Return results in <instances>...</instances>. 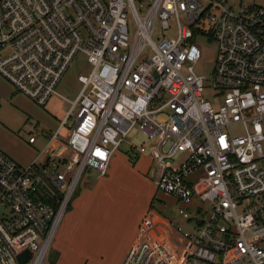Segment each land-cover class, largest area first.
<instances>
[{
    "label": "built area",
    "instance_id": "1",
    "mask_svg": "<svg viewBox=\"0 0 264 264\" xmlns=\"http://www.w3.org/2000/svg\"><path fill=\"white\" fill-rule=\"evenodd\" d=\"M77 54L91 71L63 122L68 158L23 168L0 151V264H44L84 171L103 176L123 146L183 222L150 208L122 264H264V0H0L17 92L45 106Z\"/></svg>",
    "mask_w": 264,
    "mask_h": 264
},
{
    "label": "crops",
    "instance_id": "2",
    "mask_svg": "<svg viewBox=\"0 0 264 264\" xmlns=\"http://www.w3.org/2000/svg\"><path fill=\"white\" fill-rule=\"evenodd\" d=\"M20 94L0 76V110L2 106H7L20 112L22 118L18 126H12L10 121L8 122L0 113V132L28 135L25 141L28 153L17 152L4 142L1 136L0 151L23 168L33 163L43 167L48 157L50 161L68 158L70 153L65 141L71 128L68 130L65 128L68 121L73 120L68 119L64 124L63 122L69 109L55 114L59 124L53 135H50L42 130L39 131L38 122H35L31 113L22 104L24 95ZM55 98L64 99L60 95L53 96L50 100ZM16 134L15 137H17ZM32 136H34V142L29 143ZM38 136L41 138L37 140ZM62 136H66L65 140L61 139ZM123 148L113 153L103 176L94 171V175H97L94 185L88 183L89 181L80 186L77 184L44 264L123 263L126 253L136 241L140 222L148 211L147 209L144 212V207L147 206L151 195L147 196L145 205L138 211L136 219L133 215H129L127 207L119 201L118 197L125 192L124 186L127 180L135 177L147 181V177H151L152 182L154 166L148 157L134 155L127 151V147L123 146ZM90 174L89 172L88 175ZM131 192L134 193V190L132 189Z\"/></svg>",
    "mask_w": 264,
    "mask_h": 264
},
{
    "label": "rangeland",
    "instance_id": "3",
    "mask_svg": "<svg viewBox=\"0 0 264 264\" xmlns=\"http://www.w3.org/2000/svg\"><path fill=\"white\" fill-rule=\"evenodd\" d=\"M230 2L232 4H238L240 2H243L247 5H251L252 3H260L262 2V0H230ZM201 55L202 59L199 64L194 68V71L198 75L204 77L206 84L211 80V72L212 68L214 67L213 64L216 57V47L214 43L201 46ZM90 71L91 67L86 62L85 57L82 54H77L57 87L58 94L61 95L64 99L55 98L54 100H50L45 107H42L22 95V104L31 113V116L35 120V122H38L37 126L39 131L42 130L44 133H49L50 135H53L55 129L59 124L55 118V114H59L60 112H66L69 109L70 102L74 100L76 94L81 88V84L77 80L78 75H88ZM0 113L6 120H8V122L10 121L9 123L12 126H18V124H20L22 120L20 112H16L15 110L7 106H2ZM31 123L33 122L31 121ZM72 125L73 121H68L65 130L71 128ZM229 131L231 133H235L238 131V129L231 128L229 129ZM15 134L16 133H13L11 135V133H8L6 131L5 134L0 132V136L2 140H4V142L10 145L17 152L27 154L28 149L25 148V141L27 140L28 135L16 134L17 137H15ZM135 135V131H133L129 135L130 141L134 144L137 143L134 137ZM39 138L41 137L38 136L36 139L38 140ZM65 138L66 136L61 137L62 140H65ZM120 149L124 148L120 147ZM89 172L91 173L90 175H88ZM95 172L94 170H85L82 175V178H80V181L78 183L79 186L82 185L84 182L88 181V183L94 185L97 181V175H94ZM132 189L134 190V193L131 192ZM124 190L125 192L118 197L119 201L127 207L129 215H133L135 219L138 217V211H140L144 207L145 202L148 198L147 196L149 195L150 197L151 195L150 200L148 199L149 202L147 201V206L144 207V212L145 210L148 209L149 211L150 208H152L155 212H157L162 217L168 220H173L175 222H183L179 218L177 213L178 209L180 208V205L177 204L171 196L162 192H157L151 182V177H147V181H145L144 179H137L135 177L130 180H127V183L124 186ZM152 201L153 205L151 207Z\"/></svg>",
    "mask_w": 264,
    "mask_h": 264
},
{
    "label": "water",
    "instance_id": "4",
    "mask_svg": "<svg viewBox=\"0 0 264 264\" xmlns=\"http://www.w3.org/2000/svg\"><path fill=\"white\" fill-rule=\"evenodd\" d=\"M49 160H50V157L47 158L45 165L42 167L43 170H45V168L47 167ZM28 258H29V254L27 252L20 254L18 256L19 264H25Z\"/></svg>",
    "mask_w": 264,
    "mask_h": 264
},
{
    "label": "trees",
    "instance_id": "5",
    "mask_svg": "<svg viewBox=\"0 0 264 264\" xmlns=\"http://www.w3.org/2000/svg\"><path fill=\"white\" fill-rule=\"evenodd\" d=\"M152 205H153V201L151 202V207H152Z\"/></svg>",
    "mask_w": 264,
    "mask_h": 264
}]
</instances>
